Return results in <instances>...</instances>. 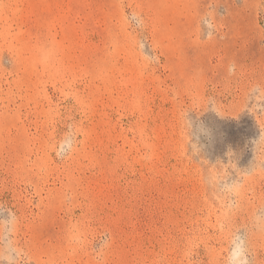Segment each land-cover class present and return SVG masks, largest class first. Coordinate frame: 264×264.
<instances>
[{
    "label": "rangeland",
    "instance_id": "rangeland-1",
    "mask_svg": "<svg viewBox=\"0 0 264 264\" xmlns=\"http://www.w3.org/2000/svg\"><path fill=\"white\" fill-rule=\"evenodd\" d=\"M0 264H264V0H0Z\"/></svg>",
    "mask_w": 264,
    "mask_h": 264
}]
</instances>
